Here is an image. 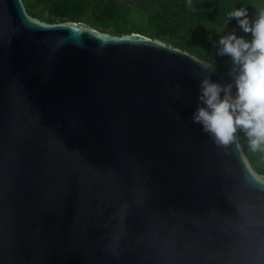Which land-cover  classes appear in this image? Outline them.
I'll return each instance as SVG.
<instances>
[{"label": "water", "instance_id": "95a60500", "mask_svg": "<svg viewBox=\"0 0 264 264\" xmlns=\"http://www.w3.org/2000/svg\"><path fill=\"white\" fill-rule=\"evenodd\" d=\"M200 61L0 0V264H264V176L191 121L227 83Z\"/></svg>", "mask_w": 264, "mask_h": 264}, {"label": "trees", "instance_id": "16d2710c", "mask_svg": "<svg viewBox=\"0 0 264 264\" xmlns=\"http://www.w3.org/2000/svg\"><path fill=\"white\" fill-rule=\"evenodd\" d=\"M28 14L47 22H81L122 36L138 33L210 63L226 82L229 57L216 55L215 41L236 27L228 13L246 7L255 18L264 0H23ZM239 33V29H236ZM242 34V33H239ZM250 39V36L247 37ZM252 168L264 176V152H252L239 132Z\"/></svg>", "mask_w": 264, "mask_h": 264}, {"label": "clouds", "instance_id": "9594fccd", "mask_svg": "<svg viewBox=\"0 0 264 264\" xmlns=\"http://www.w3.org/2000/svg\"><path fill=\"white\" fill-rule=\"evenodd\" d=\"M227 20H234L236 27L220 35L214 46L217 56L230 58V82L221 83L211 75L200 79L191 121L217 147L240 149L237 133L242 132L250 151L264 152V8L252 18L248 8L238 7Z\"/></svg>", "mask_w": 264, "mask_h": 264}]
</instances>
